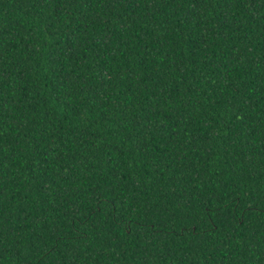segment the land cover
I'll use <instances>...</instances> for the list:
<instances>
[{
	"label": "trees",
	"instance_id": "1",
	"mask_svg": "<svg viewBox=\"0 0 264 264\" xmlns=\"http://www.w3.org/2000/svg\"><path fill=\"white\" fill-rule=\"evenodd\" d=\"M0 264H264V0H0Z\"/></svg>",
	"mask_w": 264,
	"mask_h": 264
}]
</instances>
